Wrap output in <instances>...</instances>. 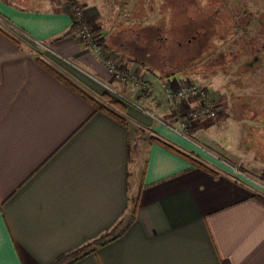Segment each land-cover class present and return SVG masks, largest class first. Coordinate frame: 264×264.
Returning a JSON list of instances; mask_svg holds the SVG:
<instances>
[{"label":"crops","instance_id":"obj_1","mask_svg":"<svg viewBox=\"0 0 264 264\" xmlns=\"http://www.w3.org/2000/svg\"><path fill=\"white\" fill-rule=\"evenodd\" d=\"M107 2L120 12L116 18H109ZM146 5L0 0V29L19 39L0 32V264H54L117 224L126 225L123 234L66 264H264V205L255 197L264 193V112H233L225 108L235 102L231 94L217 92L225 105L192 122L183 137L161 121L172 124L177 115L161 92L168 78L148 73L155 89L142 95L118 83L98 50L77 35L74 7L80 6L84 21L104 34L100 50L115 53L129 71L158 67L152 49L161 48L160 30L149 21L128 24L146 19ZM51 70L92 99L118 101L122 109H113L125 122L94 108ZM110 88L136 105L114 98ZM229 118L241 123L233 128L239 139L243 131L248 136L246 128L256 131L250 148L231 147L214 133L231 125Z\"/></svg>","mask_w":264,"mask_h":264},{"label":"rangeland","instance_id":"obj_2","mask_svg":"<svg viewBox=\"0 0 264 264\" xmlns=\"http://www.w3.org/2000/svg\"><path fill=\"white\" fill-rule=\"evenodd\" d=\"M144 2L147 4L146 15L143 14L146 19L131 20L130 23L120 20L124 26L128 23L129 26L140 27L146 26L145 23L149 21V24L160 30L158 32L164 37L159 43L161 48L152 49L155 66L156 64L159 66L145 69L142 74L150 73L155 77L168 79L178 76L182 80H192L205 85L214 98L217 92H224L227 96L231 94L235 101L232 100L234 102L232 107L231 101L227 107L223 103L220 104V99L216 98L214 105L217 103L221 107L225 105L226 109H232L233 112L244 109H258L264 112L263 97L254 101L243 97L252 92L258 97L261 94L264 96V87L261 85L264 84V0H144ZM113 7L107 2L106 9L109 10L111 19L120 14L117 8ZM150 7L155 10H151ZM92 31L98 37L102 38L104 35L94 28ZM11 32L13 34V31ZM114 56L117 61L124 64L121 58L116 54ZM255 88H259L260 95L255 92ZM240 94L242 97H236ZM171 112L175 113L174 110ZM164 119L161 118L162 121H166ZM229 119L231 125L214 133L224 135L225 142L231 147L250 148L252 139L257 138L256 131L246 128L248 136L243 131L239 139L238 131L233 128L241 126V123L235 121L237 123L235 125L233 119ZM260 184L262 185L261 181ZM260 184L255 183V186H261ZM258 190L260 189L255 191Z\"/></svg>","mask_w":264,"mask_h":264},{"label":"built area","instance_id":"obj_3","mask_svg":"<svg viewBox=\"0 0 264 264\" xmlns=\"http://www.w3.org/2000/svg\"><path fill=\"white\" fill-rule=\"evenodd\" d=\"M76 12V20L80 23L79 31L77 35H80L89 48H94L99 54V57L104 61L106 68L112 73L117 82L136 87L142 95H145L155 89V83L151 78L142 74V71L132 70L129 71L127 66L120 63L115 59V53L111 51H104L101 48L103 36H97L92 30L93 28L87 24L83 19L82 10L78 7H74ZM161 92L165 97L168 108L171 111L174 110L177 115L174 118V123L168 121H162L164 125L169 127L171 131L178 134H182L183 137H187L192 128V122L207 116H214L217 114V108L214 105L215 98L208 92V88L198 82H193L188 79L172 78L170 80H164L161 82ZM111 94L114 98L121 100L124 103L130 105H136L134 101H131L129 97H126L123 93L117 92L116 89L110 88ZM145 113L152 118L159 121L156 112L151 110H144ZM236 174H243L239 169L232 168Z\"/></svg>","mask_w":264,"mask_h":264},{"label":"trees","instance_id":"obj_4","mask_svg":"<svg viewBox=\"0 0 264 264\" xmlns=\"http://www.w3.org/2000/svg\"><path fill=\"white\" fill-rule=\"evenodd\" d=\"M75 29L79 28L80 23L79 21H75ZM0 32L2 34H4L5 36H7L8 38H10L14 43H18V41L16 39H13L12 37H10L9 35L5 34V32L3 30L0 29ZM52 71V70H51ZM53 72V71H52ZM55 75H57L59 78H61L65 85H69L70 87L74 88L76 91H78L84 98L88 99L92 105L94 106V108H96L97 110L103 111L106 115H109L113 118H115L119 123H124L125 120L123 119L122 116H119L118 113L113 109V107H117L118 110L122 109V104H119L118 101L114 100L113 98H110L108 95L107 96H103L105 98V101L108 102L107 105H105V103L100 102L97 99H92L91 96L87 95L85 92H83L82 90L80 91L78 87H76L75 85H73L71 82L67 81L66 78H64L62 75L58 74L57 72H53ZM153 141H156L157 144L162 145L168 149H170L172 152L174 151L175 153L179 154L180 156H182L184 159H189L191 160L194 164H196V166L201 167L207 171H210V173H214V174H218L219 171L211 168L208 164L204 163L201 160H198L197 158H195L194 156L190 155L189 153H184L181 149H179L176 146H172L169 141L162 139V138H157L156 136H152L151 138ZM256 199L258 201L261 202V204L264 205V196L262 194H257ZM118 226H116V228H114L111 232H106L105 234H102L99 238H95L92 242L88 243L86 246H82L80 248H76L74 251H70L66 254H63L60 258H58V260H56L54 262V264H66L67 262L70 261H74L75 259H77L78 257L82 256V255H86L87 252L91 249L88 250L89 247H91L93 245V247H98L100 245H103L105 243H107L108 241H112L115 237L119 236L120 234H123L125 229H126V225L125 228H122L121 224H117ZM88 250V251H87Z\"/></svg>","mask_w":264,"mask_h":264}]
</instances>
